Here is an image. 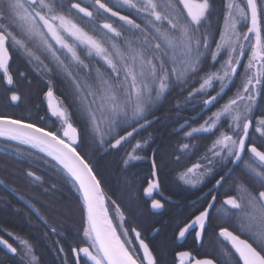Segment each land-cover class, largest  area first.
Returning <instances> with one entry per match:
<instances>
[{"label":"snow or ice","instance_id":"snow-or-ice-1","mask_svg":"<svg viewBox=\"0 0 264 264\" xmlns=\"http://www.w3.org/2000/svg\"><path fill=\"white\" fill-rule=\"evenodd\" d=\"M91 2L94 10L82 6L79 0H69L67 4L65 0H0V84L11 92L10 101L15 104L21 100L13 91L12 52L23 54L29 63L42 65L45 71L52 73L54 69L45 63L43 53L71 81L80 97L77 110L101 143L104 135L131 126V131L125 129V135L117 133L113 137L110 147L118 148L137 132L135 124L142 120L148 123L146 113L154 100L178 83L198 77L199 87L189 93L193 96L208 93L209 89H214V81H219L217 94L204 100L205 105L218 103V97L226 95L224 89L228 82L237 75L242 58L247 56L243 83L236 94L204 124L186 133L193 137L207 132L216 138L203 157L207 164H193L181 179L195 186L211 176L216 165L221 167L213 176L215 183L208 193L210 200L197 209L190 222L178 227V234L183 239L192 230L196 240L201 241L215 213L216 219L237 228V232H233L221 227L218 232L221 241L229 246V254L234 253L238 258L237 264H264V117H254L257 97L264 95V7L257 0H228L224 30L215 42V50H211L209 36L203 31L209 0H118L120 5L142 14L144 25L113 10L107 0ZM101 13L122 23L116 24ZM238 20H250V26L242 35L237 30ZM243 42H248L247 47ZM222 52L227 54L221 64L222 74L217 70L200 76L206 53H210L216 63ZM81 72L85 74L81 76ZM47 97L49 112L59 121L58 125L53 121L55 130L0 114V138L35 148L51 157L78 185L87 214L83 229L87 246L73 249L77 264L80 254L86 258L85 264L89 261L91 264H156L139 232H135V238L142 256L136 247L130 246L132 241L127 239L122 214L119 225L122 233L113 225L101 182L78 151L80 131L71 122L68 110L60 102H52L51 89ZM140 147L137 142L129 153V160L140 159L135 154ZM189 147V144L183 145L184 149ZM229 164L234 167L222 175ZM152 168V176L156 177L155 162ZM235 168H241L248 180L237 177L229 185L225 198L220 200L219 190L233 176ZM158 188V180H152L144 193L152 197ZM214 191L217 195L212 194ZM233 191L235 194H230ZM151 206L153 209L163 207L156 199ZM21 244L24 246L22 258L30 257L29 264H35L31 246L26 241ZM0 245L17 253V248L5 239L0 238ZM179 256L189 257L190 253L181 252ZM194 264H214V261L196 259Z\"/></svg>","mask_w":264,"mask_h":264},{"label":"trees","instance_id":"trees-1","mask_svg":"<svg viewBox=\"0 0 264 264\" xmlns=\"http://www.w3.org/2000/svg\"><path fill=\"white\" fill-rule=\"evenodd\" d=\"M68 2L69 0H65L66 4ZM79 2L82 6H89L85 0ZM257 2L264 7V0ZM107 3L122 15H129L139 22V13L134 9L122 8L108 1ZM209 3V14L203 23L207 25V30L204 31L209 39H219L224 29L227 0H209ZM101 16L107 17L104 13ZM109 19L116 24L121 23ZM78 22L88 28L84 21L78 19ZM41 55L45 63L54 69L52 73L45 71L42 65L29 63L23 54L12 52L10 71L15 80L13 91L21 96V100L13 104L9 99L11 92L0 86V114L55 130L53 121H57V118L51 116L46 98L51 89L54 99L68 110L71 122L80 131L81 143L77 146L78 151L87 159L100 180L105 199L119 210L120 216L122 214L128 238L133 243L132 233L139 232L140 237L147 239L149 245H163L168 249L173 244L172 231L177 232L184 222H190L195 212L188 205V201L181 200L174 204L162 203L163 207L157 214L151 202L145 198L144 189L153 179V162L157 171L161 166L173 167L195 162L187 160L188 156L183 148L184 138H180L182 135L177 133V137L173 136L177 125L184 120L186 93L183 87L171 92L175 97H168L158 106L152 105L149 108L146 113L147 120L157 117L154 123L123 142L120 147L102 154L114 141L113 137L117 133L123 135L126 133L125 129H132L131 126H124L114 133L104 135V142L101 143L100 137L91 131L90 126L85 125L77 110L80 97L71 81L50 57L43 53ZM21 73L24 75L21 76ZM84 74L80 73L81 76ZM178 84L183 86L184 82ZM142 122L144 121H140ZM140 123L135 124V127ZM137 142L141 147L135 150V154L140 159L129 160V153ZM27 173L35 175L40 182L30 179ZM0 183L5 186H0V236L17 248L15 257L0 249V264H9L13 260L19 262V259L25 258L30 260V257L22 258L24 246L21 241H26L31 246L32 254L36 257L35 264H58L61 238L64 240L65 253L71 246L83 243L86 218L82 200L71 179L51 160L26 146L0 140ZM17 197L32 206L43 222ZM156 228L159 230L154 241L155 238L149 239V234ZM167 262L168 259L164 258L156 264H168Z\"/></svg>","mask_w":264,"mask_h":264},{"label":"flooded vegetation","instance_id":"flooded-vegetation-1","mask_svg":"<svg viewBox=\"0 0 264 264\" xmlns=\"http://www.w3.org/2000/svg\"><path fill=\"white\" fill-rule=\"evenodd\" d=\"M85 1L88 2L89 4V6L87 7L90 10H92L93 5L91 0H85ZM107 1L116 4L122 8H127L120 5L118 3V0H107ZM106 16L113 19L108 15ZM139 17L140 20L138 23H146L142 14L139 13ZM241 22L237 23V30L242 35L244 32L247 31L249 24L248 21L245 22L244 20H242ZM204 29L205 31L207 30V25L205 26V24H203V31ZM217 39H218L217 37H212L209 39L211 50H215V46H216L215 42L219 41L220 38L218 40ZM243 43H245L247 47L248 42H243ZM202 59H203V63L201 65L202 71L199 73L200 76H203L204 73L206 72H215L217 70H221V64L224 63V61L227 59V54L226 52H222L221 56L217 58L218 62L216 63H213L210 53H206L205 57ZM246 63H247V56L242 58L241 66L237 68V75L234 76L230 82H228V87L224 89L226 95H223L222 98L218 97V101H219L218 103L213 102V104L205 105L204 100L210 98V96H214L217 94V91H219L220 89L219 81H214V89H209L208 93L189 96V93L193 91L194 88L199 87V84L196 82L198 77L190 78L189 81L187 83H184L183 86H181L180 84L174 85L160 99L154 100V103L152 105L158 106L162 100H165L168 97H175V94L173 93L172 96L171 92L180 90V88L183 87V90L186 93L185 94L186 99L184 103L185 105L184 120L179 125H177V127L175 128L176 132L173 133V136L177 137L176 136L177 133H180L179 134L180 136L182 135V137L180 138H184L185 144L190 145L188 149H184V153L188 156L187 160L195 161V162L189 164H180L178 166H173V167L169 165L161 166V168H159V170L157 171V176L156 177L152 176L153 177L152 180H158L159 188L154 190L152 197H147L146 195H144L145 198H147L151 202V204L153 199L159 200L161 204L165 202L174 204L181 200H185L188 201L187 202L188 205L196 213L197 209L203 207L206 204V202L210 200V196H208V193L210 189H212L213 184L215 183L213 176H215L216 171L220 170L221 167L220 165H216L213 174L211 176L204 178L203 183H197L195 184V186L181 179V175L185 173L188 168L192 167L193 164L197 162L207 164V161L203 160V157L208 152V149L211 147L212 142L214 141L216 136L212 133L202 132V133L194 134L193 137H189L186 136V133L191 131L193 127H199L200 125L204 124V122L210 116H212V114L216 112L222 104H224L229 98L233 97L236 94L237 89L240 88L243 83V77H244L243 65H245ZM221 74H222V70H221ZM0 86L5 87L3 84H0ZM47 103H48V98H47ZM254 117L255 118L264 117V95H260L257 97L256 108L254 109ZM154 119L156 121L157 117H155ZM233 167H234L233 165L229 164L227 168L224 169V172H221V174L223 175L228 171V169H231ZM175 168H177V170H175ZM152 171L153 168L151 167V175H152ZM237 177L243 180H248V177L243 173L241 168H235L233 176L227 181L224 188H221L219 190L218 198L220 200H223L225 198L229 185H232ZM216 178L218 179L219 177L216 176ZM0 186L5 187L2 183H0ZM212 194L217 195L215 191L212 192ZM230 194H235V192L233 191ZM218 206L219 205H217V207ZM13 208L14 206H12L11 209ZM161 209L162 207L159 209H155V213L157 214L160 213ZM221 227H227L233 232H237V228L234 224L224 223L221 220L216 219V214L213 213V218L210 221V223L206 226V230L201 241L196 240L195 232L192 230H190L189 233H187L185 238L183 239L179 238L178 231L175 232V230H173L172 231L173 244L172 246H168V249L167 246H163V245L161 246L149 245L147 239L141 237L140 239H142L144 243H146L149 246L150 251L152 252L154 258L156 259V263L157 261L165 258L168 259L169 261L167 262L168 264H181L182 259H183V264H194L196 259L207 258V259H212L214 261V264H237L238 258L235 256L234 253L231 255L229 254V246L227 245L226 242H222L221 238H219L218 236V232ZM158 230L159 229L156 228L154 231H152L149 234V239L151 238L154 239ZM0 238L4 239L1 236ZM242 238H246V237L242 236ZM132 239H133V243L130 246L136 247L139 254L141 255L136 245V241L133 234H132ZM155 240L156 238L154 239V241ZM85 246H87L86 239L83 241V243L80 244L77 243L75 246H71L70 248H68V251L65 253L64 240L63 238H61V246L59 248V253H58L59 260L57 261L58 264H77V256L75 252H73V249H78L80 247H85ZM181 252H188L190 253V256L181 258L179 256V253ZM15 256L16 254L12 255V257ZM80 256L81 259L79 261V264H85L86 258L83 257V254H80ZM9 264H19V262L17 260H13V262Z\"/></svg>","mask_w":264,"mask_h":264},{"label":"water","instance_id":"water-1","mask_svg":"<svg viewBox=\"0 0 264 264\" xmlns=\"http://www.w3.org/2000/svg\"><path fill=\"white\" fill-rule=\"evenodd\" d=\"M245 2H246V0H245ZM106 14V13H105ZM79 15H81L82 16V14H79ZM106 15H108L109 16V14H106ZM113 19H116V20H118L117 18H115V17H112ZM248 24H249V26H250V20H248ZM48 98V97H47ZM16 104V103H15ZM148 121V123H145V122H142V123H140L139 125H137L136 126V129H137V132H134L133 133V136L135 135V134H137L138 132H140V131H142V130H144V129H146L147 127H149L154 121H155V119H151V120H147ZM141 125H143V127H141ZM132 130V129H131ZM131 130H129V131H131ZM126 133H124L123 135H125ZM132 137V136H131ZM131 137H128V139L129 138H131ZM127 139V140H128ZM0 140H4V141H10V142H14V143H17V142H15V141H11V140H5V139H3V138H0ZM126 140V141H127ZM125 142V141H124ZM112 143H114V141L112 142ZM123 143V142H122ZM21 145V144H20ZM23 146H26V145H23ZM26 147H28V146H26ZM28 148H30V149H32V150H34V151H36V152H38L39 154H41V155H43L44 157H46V158H48L49 160H51L53 163H55L59 168H61L65 173H66V170L65 169H63V167L61 166V165H59L56 161H54V160H52V158L51 157H49V156H46L44 153H41V152H39L37 149H35V148H31V147H28ZM111 149H116V148H112V147H110V145L108 146V147H106V149H104V151L102 152V154H104V153H106L107 151H109V150H111ZM67 174V173H66ZM27 176L30 178V179H32V180H34V181H38V182H40V180L35 176V175H33V174H31V175H29V173H27ZM68 176V175H67ZM69 177V176H68ZM70 178V177H69ZM71 179V178H70ZM72 181V180H71ZM73 182V181H72ZM73 184H74V182H73ZM75 185V184H74ZM75 187H76V189H78V185H75ZM78 191V190H77ZM12 194H13V192H11ZM78 193H79V195H80V198H81V200H82V204H83V199H82V195H81V193L78 191ZM14 196H15V194H13ZM18 198V197H17ZM20 201H22L23 203H24V205L27 207V209L39 220V221H42L43 222V219L39 216V214L35 211V209L32 207V206H30L28 203H26V202H24L23 200H21L20 198H18ZM83 208H84V205H83ZM84 213H85V218H86V223H87V214H86V211H85V209H84ZM133 234V236H134V238H135V232H133L132 233ZM135 241H136V245H137V247H138V249H139V241L138 240H136V238H135ZM0 248L3 250V251H5L6 253H8V254H10V255H13V253H11L7 248H5L4 247V245H0ZM139 251H140V253H141V256H142V254H143V252H142V250L141 249H139ZM89 264H91V262L89 261Z\"/></svg>","mask_w":264,"mask_h":264},{"label":"rangeland","instance_id":"rangeland-1","mask_svg":"<svg viewBox=\"0 0 264 264\" xmlns=\"http://www.w3.org/2000/svg\"><path fill=\"white\" fill-rule=\"evenodd\" d=\"M227 3H228V0H227ZM227 11H228V9H227ZM227 11H226V14H227ZM242 20H240V22H241ZM224 30V29H223ZM54 104L55 103H57V102H59L58 100H56V99H53V101H52ZM48 103H49V100H48ZM47 103V104H48ZM62 106V105H61ZM151 107H153V106H151ZM105 206L107 207V209H108V215H109V217H110V219L112 220V222H113V225L114 226H116L117 227V229H118V232H121L122 233V229H119V225H120V223H121V216H120V213L117 211V209H115L114 208V206H112L106 199H105ZM123 238V237H122ZM127 239H129L128 237H127ZM130 240V239H129ZM25 258V257H24ZM29 262H30V260H28L27 258H25V260H23V259H19V263L20 264H29Z\"/></svg>","mask_w":264,"mask_h":264}]
</instances>
